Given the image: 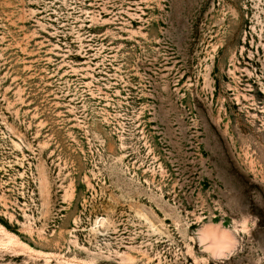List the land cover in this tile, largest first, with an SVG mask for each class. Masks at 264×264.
I'll list each match as a JSON object with an SVG mask.
<instances>
[{
    "label": "rangeland",
    "instance_id": "obj_1",
    "mask_svg": "<svg viewBox=\"0 0 264 264\" xmlns=\"http://www.w3.org/2000/svg\"><path fill=\"white\" fill-rule=\"evenodd\" d=\"M0 264H264V0H0Z\"/></svg>",
    "mask_w": 264,
    "mask_h": 264
}]
</instances>
